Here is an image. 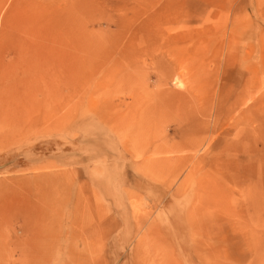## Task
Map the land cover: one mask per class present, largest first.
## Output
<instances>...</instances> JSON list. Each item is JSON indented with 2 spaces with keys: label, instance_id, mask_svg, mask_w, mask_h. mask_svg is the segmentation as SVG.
<instances>
[{
  "label": "rangeland",
  "instance_id": "obj_1",
  "mask_svg": "<svg viewBox=\"0 0 264 264\" xmlns=\"http://www.w3.org/2000/svg\"><path fill=\"white\" fill-rule=\"evenodd\" d=\"M2 85L0 264H264V0H0Z\"/></svg>",
  "mask_w": 264,
  "mask_h": 264
},
{
  "label": "bare ground",
  "instance_id": "obj_2",
  "mask_svg": "<svg viewBox=\"0 0 264 264\" xmlns=\"http://www.w3.org/2000/svg\"><path fill=\"white\" fill-rule=\"evenodd\" d=\"M121 29V28H120ZM131 29V28H130ZM120 32V31H119ZM164 36V35H163ZM132 37V36H131ZM159 37H162V35H159ZM188 37V34H182V35H180V34H178V33H176V34H173V35H171V34H166L165 35V38H163L164 40H163V43L161 44V43H158L155 39H154V41L153 42H151V43H149V44H144V46H141V47H139V53L138 54H136V59L135 60H133V62H131L129 65V68L134 64H137L138 63V59L139 58H141L142 56H144V54H146V51L147 50H149V49H151V50H153L152 51V53H156L155 54V56H154V58H153V61H152V63L155 65V66H159V67H161V66H163V67H161V68H163V70H162V76L164 77V78H168L170 75H171V73L174 71V69L175 68H178V65L180 66L181 65V63H182V61L178 58V55H177V53H175V44H177L179 41H181V40H183L184 41V39H186ZM157 38H158V36H157ZM156 38V39H157ZM131 41V40H130ZM182 42V41H181ZM143 45V44H142ZM141 53V54H140ZM129 56V55H128ZM142 63H143V65L144 66H146V65H149L150 63H147L145 60H143L142 61ZM132 64V65H131ZM133 65V66H134ZM7 67V66H6ZM135 67V66H134ZM127 69V68H126ZM132 69V68H131ZM127 72V71H126ZM7 74H9V73H7ZM220 75V74H219ZM7 78V77H6ZM20 78V75H18L17 77L15 76V78L14 79H19ZM162 78V77H161ZM124 79H127V81H130V79H131V71H130V69L128 70V73H126L125 74V76H124ZM15 83H18L17 81H15L14 83H12V84H8V85H12V88H11V90L12 91H14V88H13V86H15L14 84ZM3 87H6V85L4 86V85H2V87L0 88V91L2 90V88ZM192 89V88H191ZM254 89V87L252 86V88H248V89H244V90H242L241 91V94H247L248 92H250V90H253ZM9 91H10V89H9ZM12 91H10V93L12 92ZM14 94V92H12L11 94H10V96L11 95H13ZM166 95V93H160V96H162V98H164V96ZM9 97V96H8ZM7 97V98H8ZM161 101V100H160ZM170 101V100H169ZM205 101V100H204ZM163 102V101H162ZM214 105V104H213ZM170 106V105H169ZM202 115V114H201ZM248 119L247 120H245V124L246 123H248ZM227 124V123H226ZM248 131H250V132H253L254 131V129L253 128H251V129H248ZM239 144H240V142L239 143H236V142H229V143H227L226 145H225V148L226 149H236L237 148V146H239ZM215 155V154H214ZM191 164V163H190ZM193 164V163H192ZM92 251V250H91ZM94 251V250H93ZM92 251V252H93ZM94 254V253H93ZM91 257V256H90ZM96 257V256H95ZM92 259V258H91ZM93 259H95V258H93ZM85 260V259H84ZM96 260V259H95ZM86 261V260H85ZM94 261V260H93ZM87 263H88V261H87ZM94 263V262H93ZM92 263V264H93ZM99 264V263H98Z\"/></svg>",
  "mask_w": 264,
  "mask_h": 264
}]
</instances>
